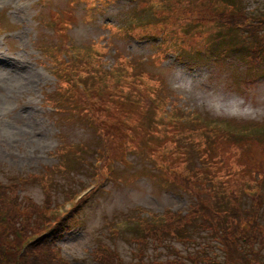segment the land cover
Returning <instances> with one entry per match:
<instances>
[{
	"label": "rangeland",
	"instance_id": "rangeland-1",
	"mask_svg": "<svg viewBox=\"0 0 264 264\" xmlns=\"http://www.w3.org/2000/svg\"><path fill=\"white\" fill-rule=\"evenodd\" d=\"M73 1L0 0V181L14 183L13 190L10 186L5 188L13 194L14 206L29 197L37 207L49 196L59 207L54 214L70 210L75 205L74 196L78 200L77 194L82 193L79 190L97 187L78 218L66 223L63 230L70 232L57 243L62 250H58L60 255L38 249L34 253L55 257L56 264H104L94 255L99 246L110 257L108 264H229L225 243L219 236L223 232L230 237L231 233V226L221 222L227 214L223 210L235 207L240 221L255 219L260 228L264 227V25L258 22L264 17V0H196L195 12L207 11L208 16L223 10H240L248 22L258 26L257 35L250 34L251 27H234L227 30L231 37L217 45L223 47L221 54L212 57L202 48L196 56L189 51L166 54L163 62L154 59L155 49L149 41L127 37L122 30L114 32L105 43L108 27H115L118 21L124 26L126 12L145 6L144 0ZM71 3L74 7H70ZM85 6L90 16L95 15L92 20L80 11ZM170 8L175 22L180 13ZM63 10L68 14H62ZM151 11H142L136 21L151 18ZM52 16L55 21L77 16L76 33L86 28L84 34L74 38L77 48L70 45L69 24L65 38L49 30ZM128 26L127 22L124 28ZM202 36L205 44L224 38L211 31L201 33L195 40L199 42ZM60 40L61 44L69 41V55H76L81 67L77 72L82 86L74 87L72 97H101L105 90L102 81L112 92L114 76L109 73L103 77L97 69L110 68L115 54L129 55L142 61L135 64L140 71L166 83L173 95L167 109L175 103L184 113H200L213 119L212 129L218 130L215 137L222 135L226 142L218 147L211 137L205 136L195 147L207 149L197 150L189 141L190 136L180 133L188 129L177 132L176 128L171 140L177 142L167 140L162 147V158L168 164L158 166L143 144L126 161L110 162L100 176L94 151L100 141L89 124L64 113L67 98L59 99L55 93L61 85L55 66L48 59L55 53L41 49L54 43L60 45ZM91 41L101 44L86 48ZM259 43L261 58L254 62L251 52ZM104 52L106 56L100 55ZM100 60L102 65L98 67ZM120 77L121 74L116 79ZM120 102L122 99L114 100L112 106L122 109ZM99 114L105 125L119 128L114 119ZM145 120L149 124L153 115L147 114ZM222 147L225 153L220 151ZM167 165L181 172L162 171ZM184 177H191L192 184L187 185ZM0 188V192H6ZM258 196L262 204H258ZM202 203L219 218L213 221L203 214L199 210ZM26 204L30 206L29 202ZM15 207L18 212L23 210V206ZM39 213L37 223L42 232L52 226L54 217ZM10 240L18 247L25 246L21 241ZM242 247L248 250L244 243ZM254 251L258 254V250ZM259 254L258 264H264V250Z\"/></svg>",
	"mask_w": 264,
	"mask_h": 264
},
{
	"label": "trees",
	"instance_id": "trees-1",
	"mask_svg": "<svg viewBox=\"0 0 264 264\" xmlns=\"http://www.w3.org/2000/svg\"><path fill=\"white\" fill-rule=\"evenodd\" d=\"M195 1L196 0H145L146 5L150 6V9H152L153 5L154 7L155 5H159V9L157 10L164 9L157 12L154 11L153 13L156 26H158L165 34L163 51H189L192 55L196 56L203 48V50L209 52L211 56L214 54L218 55L222 53L220 50L223 49V47L220 46L217 48V45L227 36L231 37L232 35L227 32L228 29L232 31L234 27L245 29L251 27L252 31H250V34H254V36L257 35L255 30L258 26H253L254 23L251 24L248 22L246 19L248 17L241 13L240 10L236 13H227L226 10H223L219 13H212V15L208 16L207 11L200 12L196 10L197 12H195ZM162 4L164 7L168 8L169 11L166 10ZM230 5L236 6L231 3ZM170 7L176 8V10L179 11L178 13H180L178 15H181V18L177 15V20L175 22L170 16L171 14H174ZM51 22L54 31L57 32L61 38L66 33L65 29H67V27L64 29L63 24L60 21L53 20ZM258 22L264 25V17L259 18ZM211 31L216 32L217 36H224V38H220L218 43L210 42L207 44L204 43L203 36L199 42L195 40V38L200 36L201 33ZM70 43L73 45L71 38ZM198 45H201L202 47H199ZM66 46L67 41L63 43V48ZM53 49L55 52L64 53L61 52L59 45L51 44L49 51L54 52ZM252 50L251 59L254 62H258V58H261L262 45L259 43V45ZM123 55L125 57L120 54L114 55L115 63L110 70V74L114 76L115 80H113L114 86L110 88L112 92L109 91L110 101H113L112 93L114 92L117 99H122L120 105L123 108H116L118 111L117 113H114L113 110H108L105 114L115 118L119 129L111 131L100 127L105 145L102 146L99 154L100 159L104 163L105 170L110 166V162H114L115 160H125L126 154L131 151L133 154H136L135 151L139 152L140 146L143 144L147 145V148H149L147 151L150 152V158H155L158 162V166L168 164L167 161L162 158L164 156L162 147L167 140L171 143L177 142V140H171L176 134V128L177 132L182 128L188 129L183 130L180 133L188 134L189 136L191 134L189 141L193 143L192 145L194 147L200 144V139L205 136L211 137L212 140L215 138V133L218 134V130L211 131L214 123L210 122V119L207 116L194 112L184 113L176 107L175 103L174 107L170 106L173 111L167 110L170 98L173 95L168 89L166 83L164 81H158V79H151L135 66V64L138 66V60L135 61V59H132L129 55ZM55 56L56 54L49 56L50 60H53ZM96 57L100 59L98 56ZM54 60L56 61V59ZM69 61L71 65L70 70L72 72L77 71V68L81 70V67L78 66L80 63L77 56H70ZM101 61L102 60L98 61V67L102 65ZM119 74H121V77L118 80L116 79V76ZM67 85L70 87L71 84L67 82ZM74 85L76 87L80 86V84ZM104 96L105 94L102 93L100 98L103 102V107L107 106L106 101L103 98ZM93 99L94 97L88 99V104L84 105L82 109L77 108V113L85 115V106L92 108L91 106L95 105ZM147 114L153 115V120L149 124L147 123L148 121L145 120ZM154 114H156L155 118ZM188 124L191 125L190 130ZM218 136H216V140L218 139ZM159 138L161 139V142L155 143L154 141ZM195 148L197 149V147ZM223 152H225V150H223ZM104 171L99 175L103 176ZM162 171L168 174L181 172L179 169L171 165H167ZM184 179L187 185L192 184L193 182L191 177H184ZM12 185H14V183L4 184V182L0 181V187L4 190L9 186L12 187L13 190ZM5 191V193L0 192V264H56L55 257L46 258L40 255V253H34L37 249L41 252H47L50 247L48 238L43 236L48 232V229L40 232L37 223V218L40 217L39 208L32 205L27 206V204H24L21 201L16 202L18 203V206L25 205L24 207L29 209V216L32 219L26 217L24 220L16 210L15 206L17 205L14 206L15 201L11 198L13 194L10 191ZM262 203L261 198L258 196V204ZM46 205L49 213L52 214L54 212L52 203L47 202ZM199 210H202V213L206 214V216L210 217L213 221L219 218V216H217L218 214L212 211L210 207L206 206L204 203L201 205L199 204ZM223 211L227 212V214L224 216L225 221L221 220V222L225 223L227 226H231L230 237L223 235V232L219 234L221 241L225 243L224 247L226 249L227 262L229 264H258V260L260 262L259 251L264 250V227L260 228L255 219H250L247 222H244L243 220L240 221L242 218L235 207L231 210V207L228 206ZM41 213L46 214L47 211L43 209L41 210ZM62 213L57 212L55 217L60 218L59 220H65L67 213L65 215ZM181 221L182 218L179 217V222L181 223ZM10 238L21 241L25 246L18 247L12 240H10ZM242 243H244L245 247H248L246 244L250 245L248 250L242 247ZM25 248L29 251L26 252ZM103 250V248L98 246L94 255H96L99 261L108 264V259H110V257ZM254 250H258V254ZM58 255L59 253L55 252V256ZM101 256H105V259Z\"/></svg>",
	"mask_w": 264,
	"mask_h": 264
}]
</instances>
